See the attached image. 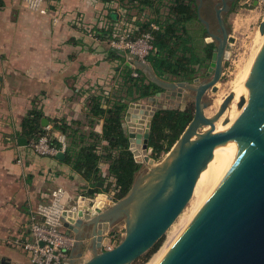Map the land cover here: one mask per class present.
Here are the masks:
<instances>
[{
  "label": "water",
  "instance_id": "obj_1",
  "mask_svg": "<svg viewBox=\"0 0 264 264\" xmlns=\"http://www.w3.org/2000/svg\"><path fill=\"white\" fill-rule=\"evenodd\" d=\"M200 7L198 4V19L208 32L207 22L199 14ZM220 12L221 9L216 10L222 37L209 35L217 45L204 75L205 82H200L199 78L190 84L164 81L147 64L115 54L125 66L146 72L148 81L162 90L145 100L129 102L124 113L129 150L137 163L151 164L154 160L148 139L155 112L183 110L185 105L181 102L189 95L186 92L195 93L194 111L165 161L144 176L138 171L123 198L115 200L105 192L89 189L87 196H79L71 205L66 204L62 212L65 232L78 235L81 227L91 230L89 236L77 240L84 249L93 252L82 264H132L151 250L192 198L197 179L211 160L214 149L237 139L251 116H254L253 127L235 159L158 264H264V100L257 109L264 90V39L261 38L253 63L247 99H241L239 113L231 125L224 132L215 133V123L232 97L229 94L223 100L215 116L205 117L208 104L203 102V97L208 90L216 92L227 43L232 41ZM258 30L261 37L264 36V19ZM161 98L168 99L169 105ZM47 124L46 119L41 120L42 127ZM204 127L209 130L198 132ZM18 143L28 145L24 138ZM56 157L63 158V154L58 153ZM102 185V182L97 183L98 188ZM122 220L124 232L112 243L111 249L105 250L113 226Z\"/></svg>",
  "mask_w": 264,
  "mask_h": 264
},
{
  "label": "crops",
  "instance_id": "obj_2",
  "mask_svg": "<svg viewBox=\"0 0 264 264\" xmlns=\"http://www.w3.org/2000/svg\"><path fill=\"white\" fill-rule=\"evenodd\" d=\"M163 6L150 9L126 0H44L46 13L41 14L27 9L24 0H0V264H31L16 241L28 235L30 210L47 202L54 190H64L69 205L87 196L89 189L104 192L105 184L98 188V182L85 179L65 162V152L76 155L93 143L90 133H102L103 120L87 113L89 94L112 101L125 96L127 66L111 55L112 30H131L138 36L146 23L163 20L167 12ZM101 33L108 36L100 37ZM128 68L132 76L140 72L149 82L146 72ZM32 109L48 121L41 127L63 158L40 156L31 149L33 141L23 135L21 124ZM57 122L76 134L66 136L54 129ZM20 138L28 145H19ZM104 145L101 141L97 152ZM99 168L106 177L108 165L100 163ZM90 234L81 227L73 235L76 244L67 263L82 264L92 257V251L77 243Z\"/></svg>",
  "mask_w": 264,
  "mask_h": 264
},
{
  "label": "trees",
  "instance_id": "obj_3",
  "mask_svg": "<svg viewBox=\"0 0 264 264\" xmlns=\"http://www.w3.org/2000/svg\"><path fill=\"white\" fill-rule=\"evenodd\" d=\"M126 1L136 2L139 6L150 9H159L163 6V0ZM163 7H166L167 12L162 21L156 22L159 30L153 33V50L146 57V62L150 64L158 78L190 84L197 78L201 69L208 67L216 45L203 42L209 36L205 27L198 38H195L190 32L191 25L201 24L198 19L197 0H166ZM148 26L149 23H146L142 29L147 31ZM99 36L106 37L108 34L101 33ZM111 55H115V53L111 51ZM137 73L138 76L133 77L131 68H124L125 96L123 97H116L112 101L103 98L100 94H89L87 113L92 118L103 120L102 133L100 135L90 133L89 137L92 138L93 143L79 150L76 155L68 149L65 152L67 155L65 162L73 170L80 173L85 179L92 178L95 183L105 184L104 192L112 187L115 200L123 198L129 192L135 175L141 168V164L134 160V156L129 150L128 139L123 128V118L128 103L152 97L162 91L155 84L147 82L140 72ZM103 103L106 107L102 106ZM192 116L191 107H186L183 110L161 109L154 113L148 139V147L152 149L151 157L154 160H158L162 154L170 151L190 123ZM41 118L40 112L32 109L22 120L23 135L32 141L43 135L44 130L40 125ZM54 129L66 136L76 134V131L62 122H57ZM101 141H104L105 145L101 147L100 152H97ZM100 163L108 165L106 177L101 175ZM162 239L163 237L151 250L132 264H146L150 256L161 245Z\"/></svg>",
  "mask_w": 264,
  "mask_h": 264
},
{
  "label": "built area",
  "instance_id": "obj_4",
  "mask_svg": "<svg viewBox=\"0 0 264 264\" xmlns=\"http://www.w3.org/2000/svg\"><path fill=\"white\" fill-rule=\"evenodd\" d=\"M26 8L45 14L44 0H24ZM248 2V0H246ZM256 8L264 12V0H253ZM156 24H150L149 29L134 36L131 30L117 29L111 32L108 46L115 54H123L126 58H134L142 63L153 50V33L158 31ZM137 76V74H133ZM33 152L40 156H54L60 152L52 143L48 134H43L30 145ZM110 181V179H109ZM113 186V185H112ZM107 195L114 198L111 187ZM65 192L57 188L51 193L50 199L38 204L30 210L28 235L16 245L28 255L31 264H66L69 251L75 246L76 239L69 235L62 227V212L66 208ZM124 226L114 228L109 235L110 242L105 250L111 249L112 243L120 239Z\"/></svg>",
  "mask_w": 264,
  "mask_h": 264
},
{
  "label": "rangeland",
  "instance_id": "obj_5",
  "mask_svg": "<svg viewBox=\"0 0 264 264\" xmlns=\"http://www.w3.org/2000/svg\"><path fill=\"white\" fill-rule=\"evenodd\" d=\"M217 2H220V0H207L204 15L201 14V17L207 22L208 35L211 34L216 36L217 26L211 7ZM221 18L224 22V28L227 31L228 36L232 38V41L227 43L228 46L223 56L222 73L218 83L215 85L216 92L208 90L203 97V102L208 104V107L204 110V115L207 118H212L217 114L220 106L223 103V100L229 96L232 88L241 78L243 73L250 68V63H252L253 59L252 57L257 52L261 43V35L259 33L258 26L264 19V12L256 8L253 0H248V2H246V0H238L228 13L221 14ZM203 27H205L204 24L195 23L194 25H191L189 29L194 37L198 38ZM203 42L214 43L217 45V41L210 36L204 39ZM224 64L226 65L224 66ZM206 72L207 67L201 69L197 74V78H199L200 82L206 81L204 77ZM194 95L195 93L191 92L189 95H187L185 101L181 102V104L184 103L185 105L184 109L186 107H191L194 111ZM167 105H169V102H167ZM226 115L227 110L225 111L224 115L215 123V132L226 118ZM206 130H209V127L199 129L198 132L201 133ZM167 154L168 153L162 154L158 160H153L151 164L142 162L141 168L138 172L140 176H144L156 165L165 161ZM196 198L198 199V196H192L182 213L164 234L161 245L157 251L150 256L146 263H148L152 257L157 252H159V250L163 247L162 245H165L168 238L173 233L181 231L182 227L186 225L185 223H187L189 219H192V215L196 210H198L197 208H199L201 202L199 199L196 200ZM122 226H124L123 220L115 225V229Z\"/></svg>",
  "mask_w": 264,
  "mask_h": 264
},
{
  "label": "bare ground",
  "instance_id": "obj_6",
  "mask_svg": "<svg viewBox=\"0 0 264 264\" xmlns=\"http://www.w3.org/2000/svg\"><path fill=\"white\" fill-rule=\"evenodd\" d=\"M261 38L264 39V36H262ZM256 54H257V52L252 57L253 59H252V63H250L251 64L250 68L247 69L243 73L241 78L238 80V82L232 88V90L230 92L232 97L230 98L229 104L227 105V108H226V110H227L226 118L223 120V122L221 123V125L219 126V128L217 129V131L215 133L224 132L231 125V123L233 122V120L235 119L237 114L239 113L238 105H239L241 99L243 97L245 99H247V97H248V84H249V80H250V76H251V72H252V67H253V63H254ZM263 100H264V90L261 93V96L259 98V103H258L257 109L260 108ZM224 113H223V115H224ZM253 120H254V116H251L245 131L237 139H235L233 141H229V142H227L223 145H220L214 149L213 156H212L211 160L208 162V164L204 167L202 172L200 173V175L197 179V182L195 184L194 191H193V196H198L199 201H201L199 208H197L198 210L203 205V203L206 201V199L209 197V195L212 193L214 188L217 186V184L222 179V177L224 176V174L228 170L229 166L231 165V163L235 159V157L238 154L239 150L241 149L242 145L246 141L250 130L253 127ZM198 199L196 198V200H198ZM198 210H196V211H198ZM196 211H195V213H196ZM194 214L192 215V217L194 216ZM190 220L191 219H189V221ZM189 221L185 224L187 225L189 223ZM186 225L184 227H182V230L186 227ZM182 230L181 231L177 230L179 232L173 233L168 238L165 245H162L163 247L159 250V252H157L152 257V259L146 264H158L161 261V259L163 258V256L167 253V251L169 250V248L171 247L173 242H175V240L179 236L180 232H182Z\"/></svg>",
  "mask_w": 264,
  "mask_h": 264
},
{
  "label": "flooded vegetation",
  "instance_id": "obj_7",
  "mask_svg": "<svg viewBox=\"0 0 264 264\" xmlns=\"http://www.w3.org/2000/svg\"><path fill=\"white\" fill-rule=\"evenodd\" d=\"M238 0H220V2H217L215 3L211 9L213 11V14H214V18H215V21H216V36L218 37H222V32H221V28L218 24V21H217V17H216V10L217 9H221V12H220V16L221 14L223 13H228L232 7L237 3ZM225 2V7L223 8V3ZM207 3V0H197V6L198 4H201V7L199 9V14H203L204 15V10L206 9L205 5ZM222 20V18H221ZM223 22V20H222ZM223 26H224V22H223Z\"/></svg>",
  "mask_w": 264,
  "mask_h": 264
}]
</instances>
